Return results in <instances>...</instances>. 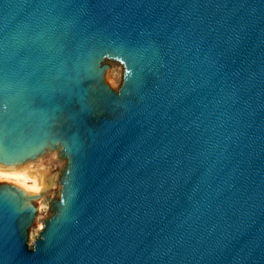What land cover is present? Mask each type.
<instances>
[{
    "label": "water",
    "instance_id": "95a60500",
    "mask_svg": "<svg viewBox=\"0 0 264 264\" xmlns=\"http://www.w3.org/2000/svg\"><path fill=\"white\" fill-rule=\"evenodd\" d=\"M38 168L0 264H264V0H0V172Z\"/></svg>",
    "mask_w": 264,
    "mask_h": 264
},
{
    "label": "rangeland",
    "instance_id": "374dc122",
    "mask_svg": "<svg viewBox=\"0 0 264 264\" xmlns=\"http://www.w3.org/2000/svg\"><path fill=\"white\" fill-rule=\"evenodd\" d=\"M108 62L111 64V68L109 69L107 73L106 81L110 84V86L113 89L116 90L117 87L122 82V74H121L120 65L117 62H113V61H108ZM9 182L17 183L15 181H9ZM28 184L32 185L33 182L29 181ZM50 215H51L50 209L45 208L43 206H39L37 210L36 218L31 226L29 244L34 242V235H36L38 231L41 229L42 222L44 221V219H46Z\"/></svg>",
    "mask_w": 264,
    "mask_h": 264
},
{
    "label": "bare ground",
    "instance_id": "6f19581e",
    "mask_svg": "<svg viewBox=\"0 0 264 264\" xmlns=\"http://www.w3.org/2000/svg\"><path fill=\"white\" fill-rule=\"evenodd\" d=\"M42 169H34L22 173H4L0 172V181H15L27 190H33L41 186ZM32 181L33 184L29 185L28 182Z\"/></svg>",
    "mask_w": 264,
    "mask_h": 264
}]
</instances>
